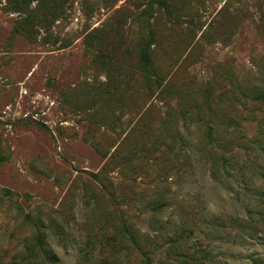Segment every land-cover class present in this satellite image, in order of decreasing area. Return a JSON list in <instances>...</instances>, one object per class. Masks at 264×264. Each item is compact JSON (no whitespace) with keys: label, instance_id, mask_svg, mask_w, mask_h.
Wrapping results in <instances>:
<instances>
[{"label":"rangeland","instance_id":"1","mask_svg":"<svg viewBox=\"0 0 264 264\" xmlns=\"http://www.w3.org/2000/svg\"><path fill=\"white\" fill-rule=\"evenodd\" d=\"M264 264V0H0V264Z\"/></svg>","mask_w":264,"mask_h":264},{"label":"trees","instance_id":"2","mask_svg":"<svg viewBox=\"0 0 264 264\" xmlns=\"http://www.w3.org/2000/svg\"><path fill=\"white\" fill-rule=\"evenodd\" d=\"M145 264H150V262L148 260H146Z\"/></svg>","mask_w":264,"mask_h":264}]
</instances>
